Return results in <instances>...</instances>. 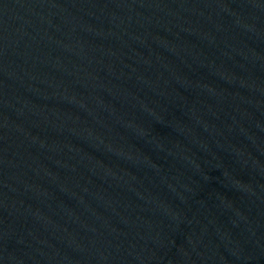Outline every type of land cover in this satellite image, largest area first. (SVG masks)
Returning a JSON list of instances; mask_svg holds the SVG:
<instances>
[{"label": "water", "instance_id": "95a60500", "mask_svg": "<svg viewBox=\"0 0 264 264\" xmlns=\"http://www.w3.org/2000/svg\"><path fill=\"white\" fill-rule=\"evenodd\" d=\"M0 264H264V0H0Z\"/></svg>", "mask_w": 264, "mask_h": 264}]
</instances>
